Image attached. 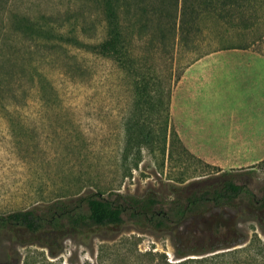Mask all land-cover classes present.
I'll list each match as a JSON object with an SVG mask.
<instances>
[{"label":"rangeland","instance_id":"rangeland-1","mask_svg":"<svg viewBox=\"0 0 264 264\" xmlns=\"http://www.w3.org/2000/svg\"><path fill=\"white\" fill-rule=\"evenodd\" d=\"M66 12L71 18L46 25L48 33L10 31L15 14L35 19ZM128 21L121 17L132 41L105 55L98 47L107 26L97 0H0V59L15 66L6 74V95L15 96L0 103V213L99 190L135 195L154 190L170 198L171 184L217 172L239 174L259 193L264 130L248 132L251 123L245 126L242 111L194 100V84L189 88V80L181 79L189 64L212 49L250 47L264 54V0L245 1L232 22L203 15L196 37L183 45L176 37L170 46L166 41V49L155 33L138 31ZM210 82L200 88L210 93ZM169 86L168 102L162 90ZM257 106L249 114L263 118L264 103ZM175 133L187 152L173 141ZM187 143L222 166L198 157ZM212 216L237 223L236 248L256 235L264 243L250 207L214 208ZM191 223L166 233L125 228L87 242L67 232L21 236L20 244L0 235V264H156L151 253L175 261V246ZM31 240L35 243L27 244Z\"/></svg>","mask_w":264,"mask_h":264},{"label":"trees","instance_id":"trees-1","mask_svg":"<svg viewBox=\"0 0 264 264\" xmlns=\"http://www.w3.org/2000/svg\"><path fill=\"white\" fill-rule=\"evenodd\" d=\"M245 1L250 0H97L108 35L98 48L102 54L108 55L118 48H126L132 41L124 34L122 16L138 31L155 33L161 45L166 46L163 49L173 44L176 37L180 45L188 44L197 35L199 18L207 14L232 22L241 14ZM67 14L51 16L41 13L35 19L15 14L9 21L10 31L25 36L28 31L48 33L46 25L52 26L60 19L69 20L71 17ZM89 47L93 50L97 48ZM213 51L216 49L210 50ZM1 57L5 59L6 56L2 54ZM8 60L0 59V103L15 96L14 91L13 95H6L10 82L6 80V74L15 68L5 64ZM162 93L169 102L170 86L163 88ZM168 106L164 109L165 123L169 118ZM173 141L185 152L188 151L176 133ZM170 192V198H163L154 190L142 195L99 190L7 214L0 213V235L20 244L21 236L32 238L42 233L67 232L87 242L95 237L117 234L125 228L142 233L171 232L191 220V225L180 235L175 246V261H169L165 253H151V259L157 257L156 264H264V243L257 235L246 247L236 248L238 244L235 240L241 233L237 223L225 217L212 216L214 208L248 206L257 213L255 221L264 234V184L257 193L250 181L239 174L217 172L188 183L171 184ZM30 243L35 241L27 244ZM50 254L56 256L57 253Z\"/></svg>","mask_w":264,"mask_h":264},{"label":"crops","instance_id":"crops-1","mask_svg":"<svg viewBox=\"0 0 264 264\" xmlns=\"http://www.w3.org/2000/svg\"><path fill=\"white\" fill-rule=\"evenodd\" d=\"M185 78L190 82L189 88L191 83L194 84V100L209 99L210 103L205 104L208 108L242 111L247 117L245 126L248 128V123H251L248 132L258 133L260 129L264 130V117L261 118L259 114L253 117V113L249 114L251 108L255 107L258 111V102L264 103L263 51L242 47L208 53L186 67L182 82ZM209 82L212 88L210 93L208 89L200 88V85ZM216 87H219L218 90H215ZM178 132L180 133L179 130ZM187 148L198 157L211 162L189 143Z\"/></svg>","mask_w":264,"mask_h":264}]
</instances>
